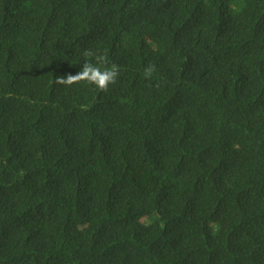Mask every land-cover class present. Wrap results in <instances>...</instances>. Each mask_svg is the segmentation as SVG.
<instances>
[{
    "label": "trees",
    "instance_id": "16d2710c",
    "mask_svg": "<svg viewBox=\"0 0 264 264\" xmlns=\"http://www.w3.org/2000/svg\"><path fill=\"white\" fill-rule=\"evenodd\" d=\"M0 264H264V0H0Z\"/></svg>",
    "mask_w": 264,
    "mask_h": 264
},
{
    "label": "clouds",
    "instance_id": "9594fccd",
    "mask_svg": "<svg viewBox=\"0 0 264 264\" xmlns=\"http://www.w3.org/2000/svg\"><path fill=\"white\" fill-rule=\"evenodd\" d=\"M84 56L88 59L85 60L81 71L75 75L68 74L67 76L57 77L55 80L56 85L70 88L73 85L86 83L106 93L109 91L110 85L118 83L120 75L119 66L112 64L111 67H108L109 61L107 57L92 50H86ZM153 71V68H147L145 70L146 76L151 78ZM85 107L82 106V108Z\"/></svg>",
    "mask_w": 264,
    "mask_h": 264
}]
</instances>
